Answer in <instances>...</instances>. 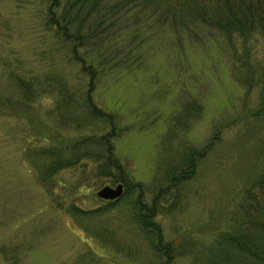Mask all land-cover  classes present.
Instances as JSON below:
<instances>
[{
    "label": "rangeland",
    "instance_id": "obj_1",
    "mask_svg": "<svg viewBox=\"0 0 264 264\" xmlns=\"http://www.w3.org/2000/svg\"><path fill=\"white\" fill-rule=\"evenodd\" d=\"M45 6V0H0V264H158L132 214L137 191L108 203L96 191L117 182L96 177L85 166L89 160L43 182L38 171L43 163L26 158L30 145L43 147L92 130L62 124L48 112L49 95L25 102L9 74L15 64L42 73L59 57L43 25ZM208 34L203 31L192 44L182 38V46L169 41L143 46L139 64L137 59L103 76L94 93L120 127L113 139L116 155L144 186L147 203L167 184L162 169L219 131L176 199L161 196L166 208L155 217L166 238L185 239L181 244L191 252L231 225L230 211L245 200L242 189L264 165V115L250 113L258 107L260 84L247 90L227 47ZM251 41L260 74L263 42L257 34ZM191 255L176 263L189 264Z\"/></svg>",
    "mask_w": 264,
    "mask_h": 264
},
{
    "label": "trees",
    "instance_id": "obj_2",
    "mask_svg": "<svg viewBox=\"0 0 264 264\" xmlns=\"http://www.w3.org/2000/svg\"><path fill=\"white\" fill-rule=\"evenodd\" d=\"M45 1L43 25L52 32L57 45L52 48L59 57L54 59L50 54L52 61L42 73L32 67L18 69L19 64H15L9 74L25 102L49 95L53 103L48 112L55 113L62 124L92 130L87 135L53 140L43 147L28 146L26 158L33 164L43 163L38 168L41 181L85 159L89 160L85 166L96 177L121 181L123 195L137 191L134 201L130 200L132 214L158 264H177V257L187 253H192L189 264H264V165L253 183L242 189L245 200L230 211L231 225L218 230L207 244H194L196 251H188V246L181 244L185 239L177 243L165 237L155 217L166 208L161 196L172 194L176 199L175 194L192 177L198 158L210 149L219 131L201 147L188 149L179 163L162 169L167 184L158 188L147 203L142 199L144 186L132 180L116 155L113 139L120 134V127L115 117L94 99L103 76L112 75L127 63L131 66L137 59L139 64L143 46L166 41L182 46V38L192 44L207 31L215 43L227 47L232 67L247 90L255 81L260 84L258 107L250 113L263 116L264 63L260 74H256L259 64L252 61L255 46L251 40L257 34L264 46V0Z\"/></svg>",
    "mask_w": 264,
    "mask_h": 264
},
{
    "label": "water",
    "instance_id": "obj_3",
    "mask_svg": "<svg viewBox=\"0 0 264 264\" xmlns=\"http://www.w3.org/2000/svg\"><path fill=\"white\" fill-rule=\"evenodd\" d=\"M124 186L122 182H117L114 186L105 184L101 186L96 194L104 199H115L123 193Z\"/></svg>",
    "mask_w": 264,
    "mask_h": 264
},
{
    "label": "bare ground",
    "instance_id": "obj_4",
    "mask_svg": "<svg viewBox=\"0 0 264 264\" xmlns=\"http://www.w3.org/2000/svg\"><path fill=\"white\" fill-rule=\"evenodd\" d=\"M152 253H153V251H152Z\"/></svg>",
    "mask_w": 264,
    "mask_h": 264
}]
</instances>
